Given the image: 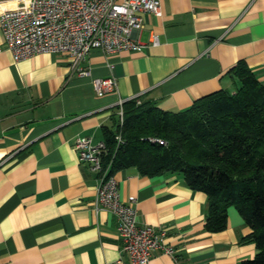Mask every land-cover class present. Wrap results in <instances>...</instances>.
I'll return each mask as SVG.
<instances>
[{
    "label": "crops",
    "instance_id": "obj_1",
    "mask_svg": "<svg viewBox=\"0 0 264 264\" xmlns=\"http://www.w3.org/2000/svg\"><path fill=\"white\" fill-rule=\"evenodd\" d=\"M27 0H0V15ZM141 13V51L91 50L78 68L66 52L15 61L0 30V264H132L122 254L118 220L96 209L98 175L78 159L74 140L104 141L116 104L135 98L183 111L218 90L234 92L229 70L244 61L264 84V0H160ZM157 36L158 45L151 39ZM135 37V34L133 35ZM114 76L117 91L98 97L93 78ZM121 199L135 198L137 224L166 230L173 256L144 264H238L257 250L236 207L227 225L205 228L208 200L175 174H113Z\"/></svg>",
    "mask_w": 264,
    "mask_h": 264
},
{
    "label": "trees",
    "instance_id": "obj_2",
    "mask_svg": "<svg viewBox=\"0 0 264 264\" xmlns=\"http://www.w3.org/2000/svg\"><path fill=\"white\" fill-rule=\"evenodd\" d=\"M228 72L238 82L234 92L215 91L183 111L162 110L146 99L125 101L122 125L116 117L104 128L103 160L109 175L136 167L149 177L181 176L206 194L209 231L223 230L228 208L236 207L251 228L245 239L257 250L238 264H264V84L244 61Z\"/></svg>",
    "mask_w": 264,
    "mask_h": 264
},
{
    "label": "built area",
    "instance_id": "obj_3",
    "mask_svg": "<svg viewBox=\"0 0 264 264\" xmlns=\"http://www.w3.org/2000/svg\"><path fill=\"white\" fill-rule=\"evenodd\" d=\"M141 13L160 15V0H27L1 13L0 30L15 61L40 53L66 52L78 75L87 77L89 70L77 66L93 49L108 54L141 51L144 45L137 39L144 27ZM151 44H159L157 36L152 37ZM91 82L98 97L117 91L114 76L93 78ZM124 102L116 104L118 125L123 122ZM116 139L120 141L119 134ZM158 142L165 144L163 140ZM73 147L78 159L98 175L94 205L116 216L121 252L128 261L147 263L154 251L173 256L172 247L165 242L166 230L139 226L135 198L121 199L118 182L113 174H108V165L103 160L104 142L93 143L90 137L78 136Z\"/></svg>",
    "mask_w": 264,
    "mask_h": 264
},
{
    "label": "rangeland",
    "instance_id": "obj_4",
    "mask_svg": "<svg viewBox=\"0 0 264 264\" xmlns=\"http://www.w3.org/2000/svg\"><path fill=\"white\" fill-rule=\"evenodd\" d=\"M141 101V100H140Z\"/></svg>",
    "mask_w": 264,
    "mask_h": 264
}]
</instances>
